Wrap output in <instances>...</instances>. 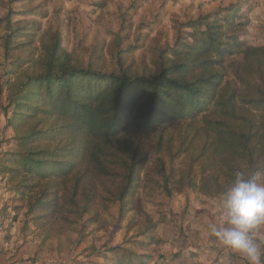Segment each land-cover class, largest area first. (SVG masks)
<instances>
[{
  "label": "trees",
  "instance_id": "obj_1",
  "mask_svg": "<svg viewBox=\"0 0 264 264\" xmlns=\"http://www.w3.org/2000/svg\"><path fill=\"white\" fill-rule=\"evenodd\" d=\"M211 19L191 22L192 41L177 36L154 74L84 64L59 38L44 46L40 64L21 61L7 72L4 117L16 151L5 167L35 227L62 234L94 212L98 185L109 179L116 188L106 200L121 220L150 161L169 196L173 180L177 193L218 197L235 171L264 168V48H247L235 84L227 81L223 63L234 49L222 21ZM8 29L6 43L22 30L10 21ZM178 160L179 170H168Z\"/></svg>",
  "mask_w": 264,
  "mask_h": 264
},
{
  "label": "rangeland",
  "instance_id": "obj_2",
  "mask_svg": "<svg viewBox=\"0 0 264 264\" xmlns=\"http://www.w3.org/2000/svg\"><path fill=\"white\" fill-rule=\"evenodd\" d=\"M208 14L211 20L222 21L227 40L233 46L234 53L225 57L223 68L226 80L235 84V70L244 64L246 49L264 48V0H0V178L14 182L5 167L16 151L15 133L6 128L4 117L8 108L7 81L11 77L7 72L17 68L21 61L28 66L40 64L45 55L44 46L59 38L61 47L84 64L92 61L106 71L122 67L131 72L154 74L161 52L169 54L177 36L191 42L192 32L198 30L191 22ZM9 21L10 30H22L6 43ZM180 166L178 160L168 165V170L177 171ZM152 168L150 161L142 170L141 181L130 196L129 209L121 220L118 204L106 200L108 191L116 188V183L109 179L98 185L94 212L77 216L74 224L52 237L69 236L73 238L70 245H78L92 236V248L99 247L100 251L114 248L110 252L120 260L149 256L145 259H152V264L177 260L183 264L187 257L181 256L183 251L174 250L188 246L193 248L188 256L193 264H246L229 250H213L220 247L213 245L211 233L198 231L193 226L197 222L187 223L188 208L174 211L173 201L181 194L212 196L191 188L177 193L173 180L169 184L172 188L169 196L163 189L166 181ZM11 198L9 204L15 207L18 203L15 208L23 215L25 224H32L20 197L14 201ZM145 214L156 221L155 228L147 224ZM159 224L160 230H156ZM185 224L190 225V230L185 231ZM218 252L224 256L220 262L219 258L215 259Z\"/></svg>",
  "mask_w": 264,
  "mask_h": 264
},
{
  "label": "crops",
  "instance_id": "obj_3",
  "mask_svg": "<svg viewBox=\"0 0 264 264\" xmlns=\"http://www.w3.org/2000/svg\"><path fill=\"white\" fill-rule=\"evenodd\" d=\"M9 191L12 193V196ZM11 197L19 200L15 182L9 181L7 177L0 178V264H130L128 259L120 260L116 258L115 253L107 251L106 248H103L102 251L99 250V247L97 250L92 248L94 245L92 236L85 241H81L78 245H70V239L73 238L69 236L54 239L43 233V231L36 228L33 224L26 225V221L22 220L23 215L17 213V209L15 208L18 203L15 204V207L12 206V203L9 204L8 199ZM173 202H175L173 207L176 206L174 208L175 212L188 208V215L186 216L187 218L189 217V220L186 218L185 222L187 220V223L191 224L197 222V225L193 226L198 231L202 230L203 234L209 235L211 230L208 229H211L213 224H218L220 221L221 205L219 197L211 198L203 195L184 196L181 194ZM159 226L160 224L156 230H160ZM184 229L185 231L190 230V225L185 224ZM212 237L214 239L213 245L220 247L213 250H219L220 252L223 250L228 251L221 248L222 246L217 243L215 237L213 235ZM172 239L173 242L175 237ZM176 243L174 242L173 244ZM188 244L192 246L190 240H188ZM187 247L181 250L175 248L174 251H183L181 256L188 259L183 264H193V259L188 257L193 248L190 247L188 249ZM220 252L215 256V259L219 258V262L223 256V254L220 255ZM130 261L133 264H141L134 258ZM151 261L152 259L148 261L145 259L143 264H152L150 263ZM180 263V260H177L169 264Z\"/></svg>",
  "mask_w": 264,
  "mask_h": 264
},
{
  "label": "clouds",
  "instance_id": "obj_4",
  "mask_svg": "<svg viewBox=\"0 0 264 264\" xmlns=\"http://www.w3.org/2000/svg\"><path fill=\"white\" fill-rule=\"evenodd\" d=\"M219 199L221 218L211 226L217 243L246 264H264V168L235 171Z\"/></svg>",
  "mask_w": 264,
  "mask_h": 264
},
{
  "label": "built area",
  "instance_id": "obj_5",
  "mask_svg": "<svg viewBox=\"0 0 264 264\" xmlns=\"http://www.w3.org/2000/svg\"><path fill=\"white\" fill-rule=\"evenodd\" d=\"M162 262L164 263L165 261L162 260ZM162 264V263H161ZM165 264V263H164Z\"/></svg>",
  "mask_w": 264,
  "mask_h": 264
}]
</instances>
